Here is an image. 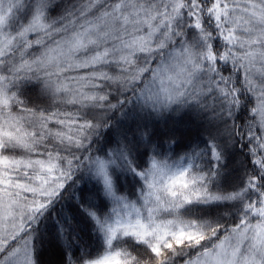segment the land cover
I'll use <instances>...</instances> for the list:
<instances>
[{
	"label": "snow or ice",
	"instance_id": "1",
	"mask_svg": "<svg viewBox=\"0 0 264 264\" xmlns=\"http://www.w3.org/2000/svg\"><path fill=\"white\" fill-rule=\"evenodd\" d=\"M0 264H264V0H0Z\"/></svg>",
	"mask_w": 264,
	"mask_h": 264
}]
</instances>
